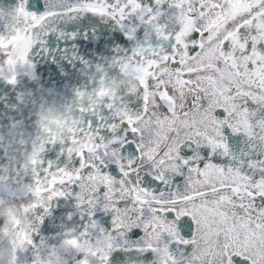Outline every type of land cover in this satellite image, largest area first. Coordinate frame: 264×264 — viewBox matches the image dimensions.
Masks as SVG:
<instances>
[{
  "label": "snow or ice",
  "instance_id": "obj_1",
  "mask_svg": "<svg viewBox=\"0 0 264 264\" xmlns=\"http://www.w3.org/2000/svg\"><path fill=\"white\" fill-rule=\"evenodd\" d=\"M0 264H264V0H0Z\"/></svg>",
  "mask_w": 264,
  "mask_h": 264
}]
</instances>
